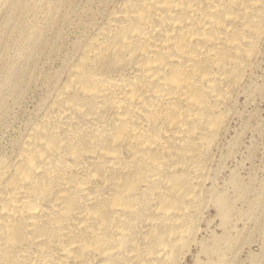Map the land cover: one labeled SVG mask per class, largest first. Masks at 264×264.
Instances as JSON below:
<instances>
[{"label": "bare ground", "instance_id": "6f19581e", "mask_svg": "<svg viewBox=\"0 0 264 264\" xmlns=\"http://www.w3.org/2000/svg\"><path fill=\"white\" fill-rule=\"evenodd\" d=\"M101 1L0 152V264L226 257L203 233L234 207L214 163L263 54L264 0Z\"/></svg>", "mask_w": 264, "mask_h": 264}, {"label": "rangeland", "instance_id": "374dc122", "mask_svg": "<svg viewBox=\"0 0 264 264\" xmlns=\"http://www.w3.org/2000/svg\"><path fill=\"white\" fill-rule=\"evenodd\" d=\"M105 6L101 0H0V152H10L36 117L47 80L91 33ZM250 83L216 151V186L234 207L224 227L217 218L203 233L205 243L212 249L220 243L226 256L200 257L208 264H264V50ZM196 259L189 257V264Z\"/></svg>", "mask_w": 264, "mask_h": 264}]
</instances>
